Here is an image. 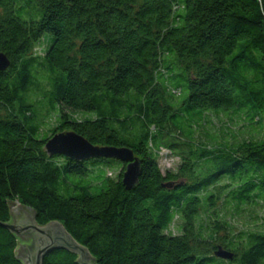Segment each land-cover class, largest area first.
<instances>
[{
  "label": "trees",
  "instance_id": "1",
  "mask_svg": "<svg viewBox=\"0 0 264 264\" xmlns=\"http://www.w3.org/2000/svg\"><path fill=\"white\" fill-rule=\"evenodd\" d=\"M0 51V221L6 199L30 206L97 264H264V0H0ZM64 131L133 150L138 183L115 158L49 155ZM16 247L0 225V264Z\"/></svg>",
  "mask_w": 264,
  "mask_h": 264
},
{
  "label": "water",
  "instance_id": "2",
  "mask_svg": "<svg viewBox=\"0 0 264 264\" xmlns=\"http://www.w3.org/2000/svg\"><path fill=\"white\" fill-rule=\"evenodd\" d=\"M9 66V59L0 51V71ZM45 150L49 155L59 154L75 159L90 157H109L118 159L125 164L122 183L128 189L133 188L142 174V161L134 155L133 150L125 147H107L93 145L84 136L75 131L55 133L45 142ZM7 200L10 213L8 221H0V225L9 229L17 239L15 255L22 264H43L44 256L51 250L66 249L77 255L76 262L80 264H97L88 248L80 244L66 230L64 225L55 219L45 224L36 221L37 211L30 206ZM216 255L232 259L234 253L222 246L216 250Z\"/></svg>",
  "mask_w": 264,
  "mask_h": 264
},
{
  "label": "rangeland",
  "instance_id": "3",
  "mask_svg": "<svg viewBox=\"0 0 264 264\" xmlns=\"http://www.w3.org/2000/svg\"><path fill=\"white\" fill-rule=\"evenodd\" d=\"M38 51H42V49H38ZM78 117H80V115H77ZM212 118L214 119L216 125L215 126H212L211 129L214 131V133L216 134L218 132L217 128H220L223 126L224 123H227L228 120H229V115H227V113H224V112H221L219 113V115L217 114H212L211 115ZM55 124V121L53 119H51V121L48 123L47 126H51V125H54ZM47 129V128H45ZM44 128L42 129V131L45 130ZM235 131H238V127H236V129L234 128ZM243 135H240L238 137H242ZM249 136V135H248ZM180 162V158L176 155V154H173L170 150L164 148L161 150V154H160V157H159V163L162 167V170L165 172L167 169H176L177 168V165L178 163ZM113 169H109L108 173L109 174H114V173H117L121 170L122 167H119L117 165H114L112 167ZM16 203H18V201H15ZM237 221L238 220H243V219H236ZM236 226V224H235ZM172 231L174 233H179L180 232V222L179 220L176 221L175 225H173L171 227ZM219 260H217V262L215 263H212V264H232V262L228 261V260H225V261H220L218 262Z\"/></svg>",
  "mask_w": 264,
  "mask_h": 264
}]
</instances>
